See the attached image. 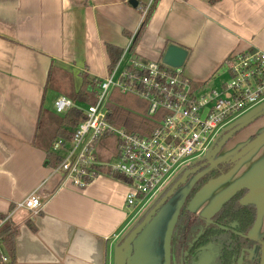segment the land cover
I'll use <instances>...</instances> for the list:
<instances>
[{
	"label": "crops",
	"instance_id": "1",
	"mask_svg": "<svg viewBox=\"0 0 264 264\" xmlns=\"http://www.w3.org/2000/svg\"><path fill=\"white\" fill-rule=\"evenodd\" d=\"M129 1L141 7L151 0H0V218L9 216L14 232L12 254L0 245V264H114L116 247L144 214L129 224L135 213L125 204L129 186L106 173L82 188L64 183L46 148L51 90L55 99L60 92L69 97L82 74L106 76L107 47L124 49L142 20ZM211 1L158 0L132 57L162 62L167 48L177 46L187 52L183 73L199 85L213 82L232 52H264V0ZM263 130L264 117L235 150ZM239 187L248 189L247 202L258 203L251 237L262 239L264 142L200 194L191 211L207 217ZM35 193L43 205L38 215L14 210ZM171 209L165 205L136 239L127 264H168L174 209L164 241L160 227Z\"/></svg>",
	"mask_w": 264,
	"mask_h": 264
},
{
	"label": "built area",
	"instance_id": "2",
	"mask_svg": "<svg viewBox=\"0 0 264 264\" xmlns=\"http://www.w3.org/2000/svg\"><path fill=\"white\" fill-rule=\"evenodd\" d=\"M152 2L143 10L142 19ZM136 32L116 65L97 83L93 103L81 108L65 96L54 100L56 115L77 108L85 119L70 141L57 138L49 148L60 159L53 170L64 183L82 188L106 173L129 186L125 204L134 209L151 207L182 172L210 157L229 128L264 105V52L229 54L215 75L216 79L222 72L228 81L216 88L210 82L189 81L182 68L132 57ZM113 92L139 102L143 111L137 113L153 124L148 134L127 133L108 121ZM109 140H114V153L105 162L100 150H106ZM42 206L35 193L16 203L14 210L36 216Z\"/></svg>",
	"mask_w": 264,
	"mask_h": 264
},
{
	"label": "trees",
	"instance_id": "3",
	"mask_svg": "<svg viewBox=\"0 0 264 264\" xmlns=\"http://www.w3.org/2000/svg\"><path fill=\"white\" fill-rule=\"evenodd\" d=\"M157 1L153 0L143 17L132 40L131 53L134 52L145 31ZM214 1L220 0H212L211 2ZM136 7H138L137 4L134 8ZM145 7H138L141 14ZM129 38L131 35L127 36V39ZM107 52L110 59L109 72L120 59L123 49L107 47ZM98 82V79H92L87 74H82L79 89L76 92L70 90L69 98L82 106L93 103V91ZM112 100L114 105L111 107V115L108 121L113 126L124 129L127 133L148 134L153 124L137 113L138 111L142 112L143 108L140 107L141 105L136 99L113 92ZM84 119L83 112L77 108L68 110L62 116L53 112L51 119L53 132L47 138V150L57 138L70 141L78 125ZM47 162L53 169L59 165L60 159L48 153ZM234 165L223 163L212 168L191 187L183 198L177 208L175 223L168 239V264H199L204 259L208 261V264L247 263L248 252L252 250L250 233L255 227L259 213L258 204L245 200L249 193L247 188L239 187L230 193L207 218V221L200 219L191 211V205L197 196L231 172ZM147 211L134 225L143 219ZM3 219L4 217L0 218V220ZM13 237L14 232L10 222H5L0 227V245L10 254L13 253ZM259 257L260 254L252 264H259Z\"/></svg>",
	"mask_w": 264,
	"mask_h": 264
},
{
	"label": "water",
	"instance_id": "4",
	"mask_svg": "<svg viewBox=\"0 0 264 264\" xmlns=\"http://www.w3.org/2000/svg\"><path fill=\"white\" fill-rule=\"evenodd\" d=\"M128 6L135 7L136 4L133 1L128 2ZM187 52L180 49L177 46H169L162 58V63L172 68H182L186 60ZM264 117V105L260 106L257 110L248 114L246 117L238 121L234 126L229 128L222 136L220 141L213 149L211 156L212 161H216L221 151L226 145L240 132L248 128L258 120ZM264 142V131L256 135L253 139L243 145L236 153L231 157L229 164H235L245 158L251 151L257 148ZM208 166V163H203L198 166L186 169L181 175L171 184V186L164 192V194L151 206V208L144 215L143 219L136 225H134L123 237L120 244L116 247L114 264H127L131 259L134 251V242L141 235V233L147 228L151 221L155 218L158 212L167 204V202L175 195V193L184 187L188 180L200 173ZM207 189V188H206ZM205 189V190H206ZM203 190L200 194H202ZM199 194V195H200ZM198 195V196H199ZM197 196V197H198ZM172 230V228H171ZM170 230V233H171ZM169 233V236H170ZM169 239V237H168ZM167 263H168V240H167ZM199 264H208L206 259L202 260ZM259 264H264V245L261 247Z\"/></svg>",
	"mask_w": 264,
	"mask_h": 264
},
{
	"label": "rangeland",
	"instance_id": "5",
	"mask_svg": "<svg viewBox=\"0 0 264 264\" xmlns=\"http://www.w3.org/2000/svg\"><path fill=\"white\" fill-rule=\"evenodd\" d=\"M220 76L216 77V79L211 82L209 84V86H213V87H216L218 88L219 87V84L222 83V82H227L228 81V78L226 77L225 74H223L222 72L219 73ZM62 95H64L65 97L69 98L67 95H65V93L63 92H60ZM56 92L54 90H51V94L49 95V102H50V106L52 108L53 106V102H54V97H55ZM59 95V94H58ZM54 98V99H53ZM81 108H83V106L79 105ZM256 123V122H255ZM253 125V124H252ZM251 125V126H252ZM250 127V126H249ZM246 128L244 129L242 132H240L239 134H237L227 145L226 147L221 151L220 155L218 156L217 160L216 161H212L211 160V156H212V153H211V156L203 161L201 164L203 163H208V166L202 170L200 173H198L197 175L191 177L189 180H188V183L184 186V187H181L176 193L175 195L167 202L166 206L169 205L170 209L171 210H168L165 214H164V221L162 222V225L160 227V238L162 241L165 240L167 234H168V231L170 230V226H171V223H172V220L174 218V211L176 212V216H177V208L180 206V203L182 202L183 198L186 196V194L188 193V191L191 189V187L204 175L206 174L208 171H210L212 168H215L217 167L219 164H223V163H227L229 164V161L231 159V157L236 153V151L238 150H235L236 147L238 145H240V143H242V141H244L246 139V132H247V129ZM264 131V130H263ZM255 137V136H254ZM252 139V138H251ZM106 150L105 149H101L100 150V153H104L102 155V158L104 159L105 162H108L112 159V156H113V153H114V140H109L106 144ZM235 150V151H234ZM237 164H240V161L235 163L234 165V168L236 167ZM200 165V164H199ZM233 168V169H234ZM189 169V168H188ZM232 169V170H233ZM231 170V171H232ZM230 173V172H229ZM221 180V179H220ZM235 181V180H234ZM218 182V181H217ZM217 182H215L214 184H216ZM210 185L209 187H207V189L204 191V192H207L210 190V188H212V186L214 185ZM203 192V193H204ZM258 204V203H257ZM149 208L148 205H144V206H140L138 208L135 209V213L132 215L131 217V220L129 222V224L131 223V221L139 214H143L147 211V209ZM174 209V211H173ZM210 216V214L208 215ZM207 217H199L200 219H203L205 221H207ZM176 219V217H175ZM174 223H175V220H174ZM173 223V225H174ZM172 225V227H173ZM128 226V224H127ZM256 235V234H255ZM264 245V240L257 237L256 239L255 238H252L251 237V246H252V250H250L248 253H249V256H248V261L246 264H252L253 261L258 257V255L260 254L259 250L261 251V247H263Z\"/></svg>",
	"mask_w": 264,
	"mask_h": 264
},
{
	"label": "flooded vegetation",
	"instance_id": "6",
	"mask_svg": "<svg viewBox=\"0 0 264 264\" xmlns=\"http://www.w3.org/2000/svg\"><path fill=\"white\" fill-rule=\"evenodd\" d=\"M254 137V136H253ZM198 166V165H197ZM256 225V224H255ZM250 239H251V233H250ZM263 240H264V236H263V238H262ZM259 252H260V250H259ZM259 256V255H258ZM258 258V257H257Z\"/></svg>",
	"mask_w": 264,
	"mask_h": 264
}]
</instances>
